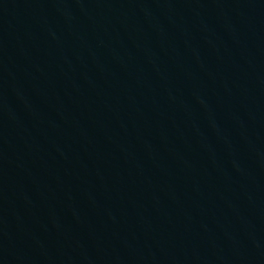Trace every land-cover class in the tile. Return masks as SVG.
Returning a JSON list of instances; mask_svg holds the SVG:
<instances>
[{"label":"water","instance_id":"95a60500","mask_svg":"<svg viewBox=\"0 0 264 264\" xmlns=\"http://www.w3.org/2000/svg\"><path fill=\"white\" fill-rule=\"evenodd\" d=\"M0 264H264V0H0Z\"/></svg>","mask_w":264,"mask_h":264}]
</instances>
